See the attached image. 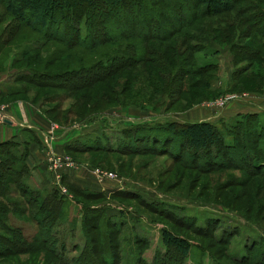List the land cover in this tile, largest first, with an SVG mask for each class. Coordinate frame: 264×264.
<instances>
[{
	"label": "rangeland",
	"instance_id": "1",
	"mask_svg": "<svg viewBox=\"0 0 264 264\" xmlns=\"http://www.w3.org/2000/svg\"><path fill=\"white\" fill-rule=\"evenodd\" d=\"M138 2L143 4L139 10H136L132 4H139ZM128 3L127 6L121 8L119 17H111L110 20H106V23H109L112 28L127 27L128 30L131 25L127 19L133 18L138 23L137 27L141 28L145 22V14L149 15L150 10H155L156 16L154 18L151 16L149 19L151 23L148 32L152 33L154 29H159L161 33L163 27L166 29L174 27L170 25L168 19L180 17L176 23L184 24L198 9L196 0H129ZM174 6L175 9L181 11L176 12L173 9ZM130 9L134 13L130 12ZM142 13H144L143 16ZM250 15H256V19L261 17V20H264V0H236V10L212 20L195 21L193 26L184 28L183 32L175 35L168 42L171 48L167 54L163 46L166 45L164 44L166 41H159V39L144 42L137 36V39L134 38L131 42L140 47H125L128 53L148 56V59L159 67L152 69L161 74L166 72L167 67L171 69L179 67L180 70L191 72L183 74V87L188 89L195 84L197 86L193 89H203L205 98L198 97L191 104L190 101L178 100L177 94L173 96L169 93L160 94L154 91L155 85L161 86L159 80L154 78L151 80V87L147 90H144L145 85H134L132 89L136 92L132 91V94L129 92L127 95L119 94V101L110 103L99 115L94 114L86 118L87 123H91L89 128L81 126L75 116H70L71 127L66 128L65 119H61L59 124L63 126L57 124L58 127L51 128L48 133L65 134L66 138L69 136L70 143L75 142L82 146L89 142V139L94 140L93 138L103 136L100 140L102 144L105 143L106 147L115 148L127 138L123 134L125 127L147 122H152L154 125L175 122L179 128L182 122L208 120L217 125L225 142L231 144L234 134L240 137L248 125H253V123L247 125V120L240 119L244 113L250 111L261 113L260 120L264 121V109L259 107V102L264 100V49L261 50L262 56L251 60L245 57L243 49V45L252 44L253 38L256 40L260 38L249 26L251 25L248 22ZM153 21L161 27L158 28ZM244 21L246 24L242 23ZM78 24L82 28L83 38L88 32L86 18L80 17ZM234 24L237 28L233 26ZM229 25L233 26L231 32L227 28ZM39 40L45 42L40 34L32 32L31 29L7 14L0 1V73L10 71L8 80L12 82V87H22L25 90V94H20L23 99L37 103L44 109L62 107L59 111L64 112V116L67 117L71 99L57 100L58 96L61 98L60 95L65 93L63 90L42 88L37 84L25 83L22 80L15 82V77L21 74L27 76V68L36 64V60L35 64L29 62L33 53L43 61L40 67L45 69L44 61L49 51L55 47H62V44L49 40L46 44L50 49L46 48L45 53L39 54L31 50L41 46ZM186 44H194L197 50L182 52L180 66L170 59V54H176L175 50H181V47ZM255 46L259 47V43ZM83 49L73 48L72 52L85 53ZM120 57H116L112 67L125 61V58ZM90 58L87 57L76 68L83 63L89 67L91 62L87 63V61ZM63 59L55 61L49 69L68 70V66L62 62ZM150 66L152 64H148V67ZM202 70L205 72H201ZM126 76L125 71L117 78L116 84L119 89L123 87ZM142 79L143 77L139 76L138 80ZM75 81L72 78L69 80L70 83ZM176 88H179V85H176ZM245 92L249 93L250 99L230 102L224 108H217L213 105V102L220 97ZM10 98L12 97L2 96L0 91V106L4 105L5 101L9 102ZM250 102L256 103V107L248 104ZM262 104L264 105V102ZM242 121L243 123L239 124ZM250 121L253 120L250 119ZM259 121L257 119L254 121L258 129L261 128ZM53 124L56 123L52 122ZM257 140L261 153L250 148H241L238 152L243 155L256 153L258 156L253 160L254 163L264 164V137H259ZM23 148L20 147L24 150ZM164 148L167 150L166 145ZM165 149L154 151V153L142 150L144 153L127 155H120L116 152L107 154L104 152H63V155H69L75 162V166L71 169H74L76 173H88L84 175L86 176L85 181L90 183L87 181L91 180L92 184H89L90 188L72 185L61 178L60 184H52L48 188L49 191H57L64 199L60 217L54 221L52 227L50 226L51 229L48 228L55 237L56 247L62 257L61 263L54 261L56 264H78L79 257L89 258L91 253L89 257L86 254L89 237H92L96 249L100 251L94 254L95 259L97 258L96 264H103L105 260L106 262L111 261L110 253L113 251L119 255V264H244L242 263L244 259L248 262V258L253 259L250 262H254L263 254L264 228L252 220L257 221L258 205L264 203V177L257 176L250 179V175L242 170L227 168L221 172V180L217 177L218 175L214 179L220 180L222 185L228 182L235 186L219 190L214 180L209 181V175L195 168V164L207 158L211 163L217 164L220 160L227 162V157L224 155L227 151L225 146L213 147L208 152L196 151L195 155H199L200 159L196 157L189 160L192 168H185L180 164L184 162L185 155L180 163H175L173 157L164 154ZM93 157L99 159L104 157V162L94 164L92 163ZM209 166L212 165L207 164V167ZM60 170H62L61 173L64 171L59 168L58 171ZM104 172L113 173L115 176L106 178L103 175ZM98 178L107 179L105 185H109L108 188L96 190L94 187L100 184ZM27 183L41 195L44 194V197L50 198L49 191L36 187L31 180ZM74 190H82L83 193L101 192V194L90 196L91 198L82 197ZM30 215L27 213L24 216H14L18 220L17 223L24 222L32 225L33 229L30 226L27 228L28 235L38 229L33 225ZM93 215L99 216L98 221L101 218L107 222L99 224L97 230H94L87 219L94 217ZM261 215H264V209ZM165 228L189 241L191 250L188 256L183 257L179 251L165 245L162 234ZM0 235H5L4 230H0ZM111 245L114 250H110ZM33 256L31 253H21L16 256L0 257V264H25Z\"/></svg>",
	"mask_w": 264,
	"mask_h": 264
},
{
	"label": "trees",
	"instance_id": "2",
	"mask_svg": "<svg viewBox=\"0 0 264 264\" xmlns=\"http://www.w3.org/2000/svg\"><path fill=\"white\" fill-rule=\"evenodd\" d=\"M0 1L3 3L7 14L31 29L32 32L40 34L41 39H45V42H40L39 40L40 47H35L31 50L39 54L45 53L47 49H50L47 48L48 45L46 44L49 40H54L59 44H62V47H55L46 55L47 59L44 61L45 69L40 67L43 64V61L39 60V56L33 53L29 62L35 64L36 60V64L27 68V76L21 74L18 77H15V82L22 80L25 83L37 84V86L42 88L63 90L65 93L60 95L61 98L57 95V100L65 101V99H71V107L66 114L67 117L64 116V112L59 111L62 110V107H50L49 109H45V112L48 114L52 122L60 126H63L59 124L60 120L65 119L66 128L72 126L70 125V116H75L79 120L78 123L81 126L89 128L91 123H87L88 117L94 114L95 116L99 115L109 106L110 103L119 101L121 94L127 95L129 92L131 94L132 91L136 92V90L132 89L134 85H145L144 90H147L151 87L150 83L154 78L158 79V82L161 84V86L155 85L154 91L160 94L169 93L172 96L177 94L178 100L182 99L186 100V102L190 101L191 104L198 97L205 98L203 89H193L197 85L195 86L194 84L188 89L183 87V74H190L191 72H187L183 69L180 70L178 69L179 67L175 69L167 67L165 69L166 72L162 73V75L159 71L152 69L159 67L158 65H155L151 59H148V56H137L134 53H128L125 47H140L131 42L132 39H137V36L144 42L159 39V41H166V43H164L166 45L163 46L167 54V51L171 48V45L169 43V46L168 42H170L175 35L183 32L184 28L193 26L195 21L212 20L215 17L236 10V0H196L198 9L195 14L191 15V18H189L186 23L177 24L176 21H178L180 17L176 19H168L170 25H174L172 29H166V27H163L164 29L161 33H159V29H154L152 33H149L148 27L151 23V20L149 21V19H151V16L153 18L156 16V12H154L155 10H150L151 12L149 15L145 14V22L141 28L137 27L138 23L136 19L133 18L127 19L128 23L131 25L128 30L126 29L127 27L112 28L109 23H106V20H110L111 17H119L121 15L119 14L121 8L127 6L129 0ZM141 4L143 3L141 2L132 5L136 7V10H139ZM165 4L171 6L169 3ZM103 8H105V10ZM173 9L176 12L181 11L175 9V6ZM130 12L134 13L132 9H130ZM143 15L144 13H142V16ZM255 16L250 15L248 17V22H250L251 25L249 26H251L252 30L256 31V34L260 38L257 40L256 38H253L254 41H252V44L243 45L245 51L244 55L245 57H248L249 60L255 59L260 55L262 56L261 50L264 49V20H261V17L256 19ZM80 17L86 18V27L88 31L83 38L81 35L82 28L78 24ZM98 18L100 19L97 21L96 19ZM153 23L157 25V22L153 21ZM242 23L246 24L245 21ZM157 26L158 28L161 27L159 25ZM233 26L237 28V25L234 24ZM233 26L229 25L227 27L230 32L232 31L231 27ZM257 43H259V47L255 46ZM77 47L84 48L83 50L85 53L78 54L72 52L73 48ZM195 50L197 49H195L194 44L183 45L181 50H175L176 54H170V59L181 66L182 52L186 53ZM120 56L125 58V61L121 64L119 63L116 67H112L116 57ZM87 57H91L87 61V63L91 62L89 67L83 63L80 67L76 68V66L87 59ZM62 58H64L62 62L64 65L66 64L68 66V70L49 69L55 61H61ZM148 64H152V66L148 67ZM93 69H95V71ZM125 71L127 72L125 83L123 87L119 89L116 84L118 80L117 78ZM195 72L199 73V71ZM201 72L205 71L202 70ZM155 74L157 75L155 76ZM139 76H142L143 79L138 80ZM70 78L76 81L70 83ZM176 85H179V88H176ZM8 91L9 96L25 94V90L22 89V87L18 88L10 86ZM260 116L261 113H244L240 119L247 120V125L250 123H253V125H248L246 131L243 132L240 137H237L236 134L233 133L234 139L231 144L225 142L222 132L213 121L202 120L182 122L180 123L179 128L176 126L178 124L175 122H169L167 124L157 123L158 125H154L152 122H147L144 124L138 123L139 125L133 127H125L123 129V134L124 136H127V138H122L123 141H121V145H118V147H106L105 143L102 144L100 141L103 139V136H99V138L90 137L94 140L89 139V142L84 143V146L76 144L75 142H69L65 145V152H104L106 154L116 152L120 155H127L132 153H144L143 151L154 153V151L157 150H164L166 145L167 150L165 149L166 152H164V154L173 157L175 163H180L181 158L185 155L184 162L180 164L185 168H192V164L189 160L196 157L200 159L199 155H195L196 151L208 152L213 147L225 146L227 151L224 155L227 157V162L218 159L220 161L216 164L215 162L211 163L210 159L207 158L201 161V163L195 164V168H198L203 174L209 175V181L214 180L217 189L223 190L235 186V184L228 182L223 183V185L220 184L222 177L221 172L227 168L242 170L250 175V179L251 177L257 176L264 177V164H256L253 161L258 156L256 153L252 152L243 155L238 152L241 148H250L256 150L257 153H261L258 149L259 145L257 138L264 137V121L260 120ZM250 119L253 121H250ZM256 119L258 121L260 120L259 124L261 128L259 129L254 125ZM241 123H243V121L239 124ZM23 149L24 150L20 149V145L14 140L0 143V224H2L0 225V230H4L6 235H0V257L4 258L7 256H16L21 253H31L34 256L28 259L25 264L61 263V253L58 252L55 237L51 234L50 229L52 224H54V221H56L62 213L64 199L60 197L57 191H49L48 186L38 185V188L47 192L49 191L50 198L44 197V194L41 195L39 191H35L27 183V181L32 178V172L25 162L29 153L27 143H25ZM240 157L242 159H239ZM103 159L104 157L100 159L98 157H93L94 162L92 161V163L95 164V162H97L98 164H102L104 162ZM249 160L251 161L248 163L247 161ZM207 164L212 166L207 167ZM215 176L219 177L220 180L216 181L214 179ZM249 178L248 180H250ZM239 185L244 186L243 184ZM74 191L78 193L79 196L89 198H91L90 196H99L101 194V192L94 191L86 193H83L82 190ZM260 205H258L259 210L256 214L257 221H252L254 223L257 222L264 228V215H261V211L264 209V203H261ZM27 213L31 214L30 217L33 225L38 227L37 231H33V233L31 232L29 235L27 228H29V226L32 227V225L24 222L19 224L16 222L18 221L17 218L14 217L17 215L24 216ZM93 216L94 217H88L87 219L90 221L91 227L94 230H97L99 224L107 222L101 218L100 221H98L97 219L99 216ZM260 216L261 218H259ZM3 224H5V226ZM31 229H33V227ZM162 234L163 242L166 246L176 249L183 257L190 254L191 245L186 238L178 236L166 228L163 229ZM88 241L86 254L89 257L91 253L89 257L91 259L87 257L81 259V256L77 259L78 264H96L97 258L95 259L94 254H98L100 251L96 249V246L94 245L95 241H92V237H89ZM110 247V250H114L113 245ZM110 254L112 257L111 261L106 262L105 260L103 264H119L118 253L113 251ZM49 255L53 258L51 259ZM248 260L249 262L247 259H244L242 263L264 264V252L256 259V261L250 262V260L253 261V259L249 258Z\"/></svg>",
	"mask_w": 264,
	"mask_h": 264
},
{
	"label": "crops",
	"instance_id": "3",
	"mask_svg": "<svg viewBox=\"0 0 264 264\" xmlns=\"http://www.w3.org/2000/svg\"><path fill=\"white\" fill-rule=\"evenodd\" d=\"M9 72L10 71H4L0 73V91L2 96H6V98L12 97L9 102L5 101L4 104V106H6V118L0 123V143L14 140L20 147H24L25 143L28 144L29 153L25 162L32 172V178L30 180L36 187L38 185L51 186L59 173L61 178H64L63 180H66V182L72 185L76 184L90 188L89 184H92V181L90 180L87 181L90 183H86V176H84L88 173H76L74 169L67 166L61 168L64 170L61 173L62 170L55 171L50 167L48 152L44 147L43 138L48 134V131L51 130L52 120L45 112L43 106L29 102L20 97V95H8V88L12 86V82L8 80ZM262 102H264V100H262ZM262 102H259V107L264 109ZM248 104L255 107L257 105L253 102ZM28 135L30 136L29 138L27 137ZM67 138L65 134L56 136L55 148L58 153L65 152V145H67L70 140L69 136ZM106 181L108 180L99 179L98 183L100 184H96L94 188L99 191L108 188L109 185H105Z\"/></svg>",
	"mask_w": 264,
	"mask_h": 264
},
{
	"label": "built area",
	"instance_id": "4",
	"mask_svg": "<svg viewBox=\"0 0 264 264\" xmlns=\"http://www.w3.org/2000/svg\"><path fill=\"white\" fill-rule=\"evenodd\" d=\"M247 99H250L249 93H234L231 95H226L223 97L218 98L216 101L213 102L214 106H217V108H224L225 106H227L230 102L233 101H245ZM5 109L6 106L1 105L0 106V123L3 122L6 118L5 115ZM58 127L57 124H53L52 125V129ZM56 134L53 133H48L46 134V136L43 138V144L44 147L46 148L47 152H48V162L50 164V167L52 169H54L55 171H58L59 168H62L63 166H67V167H74L75 166V162L73 161V159L69 156V155H63L62 154H58L55 148V138H56ZM104 176L108 177V178H112L115 176V174L113 173H107L104 172L103 173ZM61 180V175L58 173L57 178H55L54 183L53 184H60Z\"/></svg>",
	"mask_w": 264,
	"mask_h": 264
}]
</instances>
